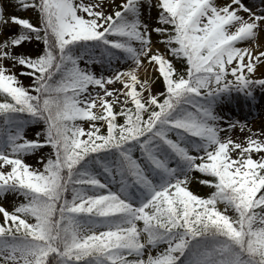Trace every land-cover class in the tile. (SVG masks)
I'll use <instances>...</instances> for the list:
<instances>
[{
	"label": "snow or ice",
	"instance_id": "obj_1",
	"mask_svg": "<svg viewBox=\"0 0 264 264\" xmlns=\"http://www.w3.org/2000/svg\"><path fill=\"white\" fill-rule=\"evenodd\" d=\"M257 89L264 0H0V264H264Z\"/></svg>",
	"mask_w": 264,
	"mask_h": 264
},
{
	"label": "rangeland",
	"instance_id": "obj_2",
	"mask_svg": "<svg viewBox=\"0 0 264 264\" xmlns=\"http://www.w3.org/2000/svg\"><path fill=\"white\" fill-rule=\"evenodd\" d=\"M256 101L254 106V111L252 110V105L246 104L242 99L238 104L233 103L228 106H223L221 111L222 114H225L226 117L230 116L232 118H240L245 119L248 118V123L253 128H260L264 126V92H261L257 89L256 93ZM243 109V110H241ZM246 110L243 114V111ZM257 113L259 115H257ZM29 163H32V160L29 159ZM200 191H204V186H200Z\"/></svg>",
	"mask_w": 264,
	"mask_h": 264
},
{
	"label": "bare ground",
	"instance_id": "obj_3",
	"mask_svg": "<svg viewBox=\"0 0 264 264\" xmlns=\"http://www.w3.org/2000/svg\"><path fill=\"white\" fill-rule=\"evenodd\" d=\"M241 110H243V109H241ZM245 111H246V110L243 111V114H244Z\"/></svg>",
	"mask_w": 264,
	"mask_h": 264
}]
</instances>
